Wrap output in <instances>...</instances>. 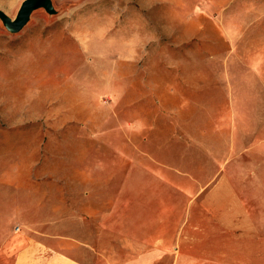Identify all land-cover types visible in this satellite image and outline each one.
Segmentation results:
<instances>
[{
	"label": "rangeland",
	"instance_id": "1",
	"mask_svg": "<svg viewBox=\"0 0 264 264\" xmlns=\"http://www.w3.org/2000/svg\"><path fill=\"white\" fill-rule=\"evenodd\" d=\"M25 1L0 11L15 20ZM51 3L16 34L0 18V249L21 234L117 249V200L157 136L131 147L142 110L183 112L187 126L200 112L196 134L173 126L171 139L212 168L202 190L227 171L264 201V0Z\"/></svg>",
	"mask_w": 264,
	"mask_h": 264
},
{
	"label": "crops",
	"instance_id": "2",
	"mask_svg": "<svg viewBox=\"0 0 264 264\" xmlns=\"http://www.w3.org/2000/svg\"><path fill=\"white\" fill-rule=\"evenodd\" d=\"M150 113L142 110L130 115L135 132L132 148H138L134 140L143 133L156 130L157 136L146 141L145 169L139 172L134 168L129 187L121 191L117 200V228L125 230L117 249L89 252L78 237L38 239L21 234L1 243L0 261L88 264L96 259L105 264H264V201L260 195L243 190L235 175L227 171L202 190L201 179L212 176V168L202 173L199 166L205 161L196 154H181L179 142L171 139L173 126L183 130L188 127L189 133L196 134L201 127L197 118L200 112L193 114L188 126L183 112L163 113L156 122L153 117H157L158 110ZM139 180L143 183L140 191L135 188ZM61 195L59 191L52 193L55 200L52 199L51 207L61 205ZM70 206L67 204L66 208ZM73 243L79 246L62 247Z\"/></svg>",
	"mask_w": 264,
	"mask_h": 264
},
{
	"label": "water",
	"instance_id": "3",
	"mask_svg": "<svg viewBox=\"0 0 264 264\" xmlns=\"http://www.w3.org/2000/svg\"><path fill=\"white\" fill-rule=\"evenodd\" d=\"M38 8H44L48 13H53L51 0H26L15 20H11L3 11H0V18L5 27L16 34L27 25L32 13Z\"/></svg>",
	"mask_w": 264,
	"mask_h": 264
}]
</instances>
